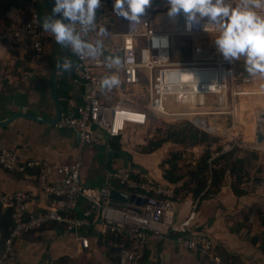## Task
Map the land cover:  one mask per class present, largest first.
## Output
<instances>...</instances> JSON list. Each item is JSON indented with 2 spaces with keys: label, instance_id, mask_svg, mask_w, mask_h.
<instances>
[{
  "label": "crops",
  "instance_id": "0c3cea01",
  "mask_svg": "<svg viewBox=\"0 0 264 264\" xmlns=\"http://www.w3.org/2000/svg\"><path fill=\"white\" fill-rule=\"evenodd\" d=\"M29 1L34 2L42 26L44 17L50 15L42 0H0V17L9 25L19 24L22 20L21 11ZM50 2L54 5V0ZM154 8L151 3L141 16L142 33H176L180 30L182 23L180 15L169 17L168 11L151 15L150 11ZM257 11L264 15V9ZM114 22V26L108 29L107 35L98 36V31L95 30L88 32L84 37L92 43L97 39L103 41V55L99 57L103 60L115 55L112 47L119 42V35L124 31L128 21L116 16ZM214 37L174 35L173 61L198 62L224 59L217 52ZM50 39L47 47L50 57L41 65L32 59L27 43L16 46L0 43V122L6 121L14 114L35 115L47 120L56 117L57 108L50 86V73L62 47L53 37ZM69 55L73 67L71 71L56 72L57 93L62 115L77 116L78 109L84 104L89 91L84 85L76 83L74 69L77 60L73 55ZM237 63L243 69V61ZM105 72L107 75H117L120 84L99 95L102 104L144 107L130 100V97L138 99L139 92L142 93L144 90L147 92L148 80L145 74H141L138 85L129 86L122 82L121 67L108 69L105 65ZM24 76L29 78V85L23 87L25 92L17 91L16 86ZM261 85H264V77H252L250 86L241 91L237 106H233L236 114L232 112L233 114L226 115L198 116L195 119L196 126L208 133L222 136L227 133L229 136L228 131L232 132L231 121L234 122L235 127L241 125L243 142L251 144L256 140V144H262L264 134L261 133L260 143L256 131V134L248 135L251 129L255 130L259 125L264 129V120L259 118L260 115L264 116V88ZM145 128L146 125L130 124L115 138L96 131L98 144L94 147L81 148L76 135L71 131L59 130L55 125L18 117L0 127V150L17 153L23 161H45L57 167L80 162L81 180L86 188L107 185L111 173L116 169L124 168L134 174L145 173L163 188L170 189L158 167L165 158L170 143L164 144L162 149L154 153L143 154L141 147L147 141ZM39 175L40 170L18 173L0 169V189L9 195L18 192L28 194L29 211L42 212L49 206V197L41 189ZM63 178V175L56 172L53 174L54 181H61ZM185 202L184 207L177 205L181 210L180 217H184L194 204L190 196ZM87 205L88 201L83 198L79 202L77 213L82 214L87 209ZM190 229L208 235L213 242V251L218 256L237 258L242 264H264V253L260 244L255 245L251 241L252 237L264 232V181L251 192L236 196L231 188L230 177L227 176L220 191L214 197L199 203ZM81 238L88 240V248L82 247ZM1 247L2 231L0 230ZM16 253L17 264L60 262L61 264H117L116 257L107 244V236L100 231L96 221L75 232H67L63 225L55 223L28 232L17 242ZM143 256L140 264H210L199 253L181 247L175 241L174 234L162 237L151 236Z\"/></svg>",
  "mask_w": 264,
  "mask_h": 264
},
{
  "label": "built area",
  "instance_id": "2783aa9c",
  "mask_svg": "<svg viewBox=\"0 0 264 264\" xmlns=\"http://www.w3.org/2000/svg\"><path fill=\"white\" fill-rule=\"evenodd\" d=\"M235 4L237 0H229ZM112 0H101L97 9L96 30L100 27L112 28L116 15ZM34 2L29 1L21 11L19 24L0 26V43L16 46L27 43L36 59H40L44 43L52 36L44 32L39 22ZM202 21L189 30L186 18L182 20L176 33H142L141 22H127L119 35V42L112 47L115 55L122 60L121 74L125 85L136 86L141 74L148 80V109L117 104H102L99 95L106 92L100 87L105 72L106 61L102 58L90 59L71 53L77 64L74 69L76 83L90 88L84 104L78 109L77 116L62 115L55 127L73 132L81 148L98 144L96 131L111 138L118 137L127 125H147L148 112L152 111L162 118L176 120L185 117L216 116L232 114L229 103L239 97L242 90L249 87L251 78L238 66L224 59L198 62L173 61L174 35L198 37L216 36L217 31H205ZM153 38H167V46L161 40L160 46H154ZM142 39V40H140ZM188 72L190 79H184ZM29 78L24 76L17 84V91L25 92ZM232 146L225 145L221 153L230 151ZM219 155L215 152L213 156ZM0 169L9 172L27 173L40 170V186L49 197L46 210L31 213L28 208L30 196L24 192L14 195L0 189V206L13 208V227L10 236L0 248V264H17L16 244L24 234L42 229L55 223L64 226L67 232H75L91 224L92 216L100 231L113 234L117 239L111 244L117 264H139L148 240L151 236L162 237L174 234L175 241L184 249L199 252L206 256L210 264H224L213 251V242L201 231L190 229L196 213L194 203L184 217H180V206L185 200L172 199L171 189L157 184L149 175L138 173L133 176L130 170L119 168L111 173L107 185L99 188H86L81 180V163L57 167L45 161H23L17 153L0 150ZM63 175L61 181H54L53 174ZM111 182L117 189L139 196V204H117L109 199ZM251 187L249 182L242 189ZM115 188V187H114ZM85 198L90 204L81 215L76 214L79 202ZM179 205V207H177ZM83 248H88V240L81 238Z\"/></svg>",
  "mask_w": 264,
  "mask_h": 264
},
{
  "label": "clouds",
  "instance_id": "9594fccd",
  "mask_svg": "<svg viewBox=\"0 0 264 264\" xmlns=\"http://www.w3.org/2000/svg\"><path fill=\"white\" fill-rule=\"evenodd\" d=\"M152 0H114L113 12L131 23L140 22L142 14ZM168 16H185L189 30L194 24H204V30L217 31L214 37L217 52L225 61H243V69L250 77H264V0H167ZM101 0H54L51 13L45 16L42 29L49 33L57 44L81 59H98L103 55V41L88 42L84 37L96 30V13ZM59 17V18H58ZM108 34V29L100 27L98 36ZM161 40L167 46V38H153L154 46ZM108 69L122 66L119 56L105 58ZM57 73L71 71L72 62L63 58L55 64ZM117 75H106L100 84L102 90L118 87ZM264 88V85H261Z\"/></svg>",
  "mask_w": 264,
  "mask_h": 264
},
{
  "label": "trees",
  "instance_id": "16d2710c",
  "mask_svg": "<svg viewBox=\"0 0 264 264\" xmlns=\"http://www.w3.org/2000/svg\"><path fill=\"white\" fill-rule=\"evenodd\" d=\"M152 5L155 8L150 11L151 15L156 12L168 11L169 8L167 0H153ZM180 17L182 20L185 19L182 13ZM8 25L0 17V26L4 28ZM50 40L49 38L44 43L40 59H36L34 53L31 51L32 59L38 61L40 65L50 57L47 49ZM156 133L157 136L150 138L141 147L143 154L154 153L166 143H172L181 147L180 149L170 151L158 166L163 179L171 187L170 189L173 193L172 199L175 201H183L190 196L197 207L201 201L214 197L220 191L227 176L230 177L231 188L236 196L251 192L254 187L264 181V166L260 162V153L236 147L230 151L221 153L222 147L218 145L220 139L201 130L188 120H181L176 124L167 125L165 128H158ZM197 146L203 147L199 157L192 163L186 164L183 162L186 154L185 149ZM215 152H219V155L213 156ZM133 176H136V174L133 173ZM246 182H249L251 187L242 189V185ZM111 186L115 188L119 187L115 182H111ZM88 208H90L89 203L87 205ZM2 209L4 207L0 206V230L2 231L3 247L13 227V208H6L4 211ZM76 214L78 216L81 215L77 212ZM95 221L96 216L94 215L90 222L94 223ZM106 236L107 244L111 248V244L117 238L113 234H106ZM251 241L255 245L260 244V248L264 253V232L259 236L252 237ZM219 257H221L224 264H242L237 258ZM203 259L208 262L206 256H203Z\"/></svg>",
  "mask_w": 264,
  "mask_h": 264
},
{
  "label": "rangeland",
  "instance_id": "374dc122",
  "mask_svg": "<svg viewBox=\"0 0 264 264\" xmlns=\"http://www.w3.org/2000/svg\"><path fill=\"white\" fill-rule=\"evenodd\" d=\"M139 93H140L139 94L140 97L138 99H133V98L130 97V100H132L134 102H137V103H140L142 106H144L145 108L148 109L149 97L147 95L146 90H144L142 93L141 92H139ZM237 99L238 98H236L234 101L230 100V103H229V105L232 107V108H230V110H231V112H234V114H236V112H235L233 106L234 105L237 106L236 104H238V102H239V101L237 102ZM206 117H209V116H206ZM260 117H261L262 120H264V116L260 115L259 118ZM196 118L197 117L194 118V117L190 116V117H185V119H181V120H188V121H190L192 124H194L196 126V121H195ZM181 120H176V119L173 120L171 118H162V117L158 116L157 114L153 113L152 111H149V123H148V125L145 128L146 129L145 134L147 136V141L150 138H153V137L157 136L156 130L158 128H165L167 125L176 124V123L180 122ZM230 125L232 127V130H231L232 132L230 133L228 131L229 136L227 135V133L224 136L215 135V134L210 133V134H212V135H214V136H216V137H218L220 139L218 145L221 146L222 148L225 145H230V146H232V149L236 147V148H240V149H246V150H251V151L258 152V153H260V156H261V159H260L261 165L264 166V146H263L264 145V141L262 142V140H261L262 144H260V145L256 144V140H253V142L251 144H248L247 142H243V130L241 128V125H238L237 127H235L234 126V122H231V121H230ZM261 127L262 126L259 125V129H260L261 133L264 134V129L261 128ZM259 129H255V130L251 129L250 130L251 133H248V135L249 134L250 135L256 134V132ZM180 148L181 147H178V146L170 143V146H169V149L167 151L166 156L168 155V153L170 151H172L174 149H180ZM160 149H162V147ZM202 149H203V147H201V146L185 149L186 154L184 156L185 160L183 162H185L186 164L194 162L196 160V157H199V155L201 154Z\"/></svg>",
  "mask_w": 264,
  "mask_h": 264
},
{
  "label": "water",
  "instance_id": "95a60500",
  "mask_svg": "<svg viewBox=\"0 0 264 264\" xmlns=\"http://www.w3.org/2000/svg\"><path fill=\"white\" fill-rule=\"evenodd\" d=\"M44 3V6L46 7V9L49 11V13H51V9L53 7L52 3L50 2V0H42ZM59 18V17H58ZM69 50L65 49L62 47V51L59 55V57L57 58V60L55 61L51 73H50V86L52 89V94H53V98L54 101L56 103V108H57V114L56 117L53 120H47L35 115H27V114H14L12 115L9 119H7L4 122H0V127L5 126L6 124H8L9 122H11L12 120L18 118V117H23L24 119L27 120H32V121H36L39 123H46V124H50V125H56L61 116H62V108L59 105V99H58V93H57V76H56V67L55 64L58 60H61L63 58H67L69 59ZM90 88H88V91L90 92ZM256 129H259V126H257ZM257 135H258V143L261 142L262 140V136H261V131L260 129L257 131ZM109 199H111L113 201V203H117V204H127V203H136L139 204L141 199L139 196H136L134 193H129L126 192L124 190H120L114 187H111L109 189Z\"/></svg>",
  "mask_w": 264,
  "mask_h": 264
},
{
  "label": "bare ground",
  "instance_id": "6f19581e",
  "mask_svg": "<svg viewBox=\"0 0 264 264\" xmlns=\"http://www.w3.org/2000/svg\"><path fill=\"white\" fill-rule=\"evenodd\" d=\"M183 78L188 80L191 78V75L188 72H186L183 74Z\"/></svg>",
  "mask_w": 264,
  "mask_h": 264
}]
</instances>
